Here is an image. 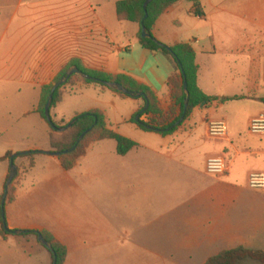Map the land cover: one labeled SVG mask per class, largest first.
Wrapping results in <instances>:
<instances>
[{"label":"crops","instance_id":"obj_1","mask_svg":"<svg viewBox=\"0 0 264 264\" xmlns=\"http://www.w3.org/2000/svg\"><path fill=\"white\" fill-rule=\"evenodd\" d=\"M22 3L9 18L0 19V85L4 96H12L17 113H10L8 119L13 118L14 124L35 115L43 121L48 141L47 123L32 111L41 87L50 84L71 60H79L88 69L131 77L154 91L165 115L178 116L175 89L167 85L173 65L160 53L141 47L139 26L119 21L106 0ZM194 9L190 0H180L152 28L154 38L165 45L190 43L198 66L197 85L215 98L194 107L171 134L140 129L129 122L139 101L92 85L75 82L73 91L64 93L50 111L53 119L68 122L77 114L99 109L111 129L137 144L125 155L115 151L121 158L119 174H127L130 165L135 167L138 244L130 251L136 255V264L181 262L170 256H187L184 262L201 256L203 264L239 246L264 250V188L248 186L250 173H264V134L247 130L251 118L264 113V0H200L202 16ZM178 82L181 85L180 78ZM84 91H90L87 100L71 104L69 116L65 109L58 110L66 97ZM234 96L238 98L224 100ZM210 120L226 123L224 137H208ZM122 125L129 128L119 131ZM7 134V126L0 124V137ZM29 135L23 133L21 138ZM106 140L110 139L92 142L70 170L62 169L57 156H47L44 183L31 180L25 185L26 174L16 185L14 200L5 206L7 228L48 231L67 248L64 264H126L129 249L112 247L111 218L96 209L94 199L84 198L85 184L80 182L83 173L90 176L100 171L90 158ZM37 148L9 145L0 156ZM44 150H50L49 143ZM214 156L226 159L224 174L205 172L206 159ZM0 165L1 197L8 161ZM15 237L37 254L34 264H51L49 252L33 235L0 239L6 242Z\"/></svg>","mask_w":264,"mask_h":264},{"label":"trees","instance_id":"obj_2","mask_svg":"<svg viewBox=\"0 0 264 264\" xmlns=\"http://www.w3.org/2000/svg\"><path fill=\"white\" fill-rule=\"evenodd\" d=\"M180 0H152L150 1L146 9H143V3L145 0H117L114 4L115 15L119 21H127L136 23L139 26V32L137 34V41L141 47L148 50L149 52H157L165 56L173 65L174 73L167 80V85L175 89L174 97L175 103L179 106L178 116L171 119L172 115H165L159 107L157 97L154 91L142 84L137 83L134 79L126 75H111L102 71L88 69L82 66L79 60H71L63 70L54 78V80L47 85H44L40 89L39 101L37 106L33 109V113H37L39 117L44 120L49 128L48 132V143L50 150L60 152L57 156L60 166L64 170L72 169L77 160L82 157L89 144L104 139H110L115 142V151L118 155H125L137 144L128 139L115 130L111 129L105 119L103 111L99 109H91L83 113L75 115L71 120H75L71 126L64 130L61 128L65 127L68 122L60 119L58 121L51 117V123L47 122L44 116V105L47 101L48 95L52 89L54 83L65 75V72L72 66H76L81 73H84L90 77L85 79L79 74L70 75L65 83L58 86L52 93L51 109H53L62 99V96L66 92L73 91V85L80 83L82 86H96L101 90L108 89L100 81H111L118 82L129 90L141 92L142 96L139 98H133V100L139 101L137 109L131 116L129 122L135 124L137 127L144 131L155 132L160 135L171 134L177 126L185 119L192 109L199 105H205L215 98L212 96L205 95L197 85V73L198 66L195 63V51L187 42H178L173 45H165L154 38L152 35V28L156 20L161 16L165 10ZM193 3L195 14L202 16L200 9V0H190ZM146 14V17H144ZM142 27L149 34V37H141ZM181 79V85L178 79ZM183 82L187 86V107L184 108V101L186 94L183 91ZM121 97H129L117 91L111 90ZM238 97H227L224 100H235ZM147 116V121L142 120V116ZM135 118H137L135 120ZM82 139L77 142L78 137L88 130ZM73 146L74 149L68 151ZM23 152V151H22ZM22 152L12 153L6 152L3 156H0V162L9 159L13 154V162L18 158L28 159V170L27 174L34 166V156L40 153L39 150H27ZM18 175H16L17 177ZM7 178V176H6ZM6 181V179H5ZM15 188L10 184L6 190L5 200L1 205L0 197V237L6 239L9 235H17L14 230H10L6 226L5 221V206L12 202L15 198ZM3 212L4 217H1ZM40 234L45 238L51 245V251L49 252L51 257V264H64L67 256V248L62 243L55 240L51 233L48 231H39ZM19 235L28 236L33 235L37 239L35 231L26 230L22 231ZM38 241V240H37ZM252 262V263H251ZM254 262V263H253ZM264 264V250H252L242 246L235 247L232 249L221 251L220 253L209 257L203 264Z\"/></svg>","mask_w":264,"mask_h":264},{"label":"rangeland","instance_id":"obj_3","mask_svg":"<svg viewBox=\"0 0 264 264\" xmlns=\"http://www.w3.org/2000/svg\"><path fill=\"white\" fill-rule=\"evenodd\" d=\"M30 2L31 0H23V3ZM116 0H106V6L110 8L112 14H114V3ZM215 0H213L214 2ZM20 0H0V19L9 18L10 13L20 4ZM16 24V22H15ZM5 88H8L5 86ZM2 86L0 85V124L7 126V136L0 137V154L10 145L14 149H21L24 146H36V150H42L48 148V141L45 135V125L43 121H40L38 117L32 115L26 120H21L17 124H14L12 119H8L10 113L14 116L17 111L12 108L10 101L12 96H4L2 92ZM90 91H84L81 94L70 95L66 97L64 103L61 104L58 110L65 109L66 117L71 114V104L81 105L87 100V95ZM61 108V109H60ZM58 121V119H54ZM129 127L122 125L119 131L124 132ZM23 133H30L26 139H22ZM93 143H90V145ZM88 146V147H89ZM96 154V155H95ZM94 155H91L93 165L100 171L91 173L90 176H86L84 173L80 179V182H84L85 199L92 198L96 201L95 207L107 219L111 221L110 235L112 241V247H125L129 249V254L126 255V264H136V255L131 254L138 244L137 230H136V211H137V192L134 180L135 167L130 165V169L127 174L121 175L118 173V165L121 158L115 153L114 141L106 140L102 143L101 147L96 150ZM47 154L37 153L34 156V166L27 173L24 181L26 170H28V159L18 158L15 161L17 166L16 177L13 178L11 185L16 188V185L21 181L27 185L31 180L37 181V183L46 182L48 171L46 169ZM4 161H8L4 160ZM2 165H0V175L2 171ZM51 171V170H50ZM84 178V179H83ZM127 178V179H125ZM82 193V194H83ZM84 213L87 215L88 209H84ZM109 216V217H108ZM122 216V219L120 218ZM125 216V217H124ZM86 218V217H85ZM87 219H85V224ZM23 242L18 237L12 238L9 241H2L0 239V254L3 255L2 264H34L37 262V254L30 252V248L23 247ZM124 257V256H123ZM169 257V256H168ZM173 258H181L179 264H200L201 256H191L190 262H184L183 260L187 256H170ZM115 258V256L113 257ZM252 263V262H251ZM254 263V262H253ZM249 264V263H244Z\"/></svg>","mask_w":264,"mask_h":264},{"label":"water","instance_id":"obj_4","mask_svg":"<svg viewBox=\"0 0 264 264\" xmlns=\"http://www.w3.org/2000/svg\"><path fill=\"white\" fill-rule=\"evenodd\" d=\"M152 1V0H145V2L143 3V9L145 10L146 9V6L147 4ZM146 17V14L145 16ZM141 37L143 38H147L149 37V34L145 31V29L142 27L141 29ZM72 74H79L81 75L83 78L85 79H90V77L84 73H81L79 71V69L76 67V66H72L70 67L66 72H65V75L60 78L56 83L53 84L52 86V89L50 91V94L48 95V98H47V101L44 105V116H45V119L47 120V122L51 123V117H50V107H51V101H52V93L53 91L60 85H62L63 83H65V81L67 80V78L72 75ZM101 84H103L105 87H107L108 89L110 90H114V91H117L119 93H122L124 95H127L131 98H139L142 96V93L141 92H137V91H132V90H129L127 89L126 87H124L123 85H121L120 83L118 82H111V81H100ZM183 91L184 93L186 94V99L184 101V108L187 107V86H186V83L183 82ZM137 118H135L136 120ZM75 120H71L67 123V125L63 128H61V130H64L66 129L67 127L71 126L72 123L74 122ZM88 130H86L85 132H83L79 137H78V141H80L83 137V135L88 132ZM75 146H73L71 149H69L68 151H71L72 149H74ZM40 153H43V154H48V155H52V156H58L60 154V152H57V151H52V150H45V151H42V150H39ZM22 153H25L24 151ZM16 154H13L10 159H9V163H8V174H7V178H6V181L4 183V194L1 198V205H3L4 203V200H5V194H6V190L7 188L9 187V185L11 184L13 178L15 177V175L17 174V166L15 165V163L13 162V157L15 156ZM1 217L3 218L4 217V214L3 212L1 213ZM14 233L15 234H20L22 233V230H14ZM35 233L37 234V240L39 242L40 245H42L44 248H46L47 250L51 251V245L49 244V242H47L45 240V238L40 234L39 231H35Z\"/></svg>","mask_w":264,"mask_h":264},{"label":"built area","instance_id":"obj_5","mask_svg":"<svg viewBox=\"0 0 264 264\" xmlns=\"http://www.w3.org/2000/svg\"><path fill=\"white\" fill-rule=\"evenodd\" d=\"M147 121V116H142ZM248 132L252 134H264V113L251 118L248 124ZM226 134V123L223 120H210L207 122V135L210 138L220 139ZM227 171V161L223 156L209 157L205 161V172L210 175H221ZM248 186L252 189L264 188V173H250Z\"/></svg>","mask_w":264,"mask_h":264}]
</instances>
